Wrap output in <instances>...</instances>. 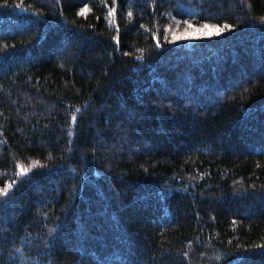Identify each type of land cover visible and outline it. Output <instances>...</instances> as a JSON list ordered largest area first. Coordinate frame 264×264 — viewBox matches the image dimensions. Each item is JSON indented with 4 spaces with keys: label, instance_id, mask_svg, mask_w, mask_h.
I'll return each mask as SVG.
<instances>
[{
    "label": "trees",
    "instance_id": "obj_1",
    "mask_svg": "<svg viewBox=\"0 0 264 264\" xmlns=\"http://www.w3.org/2000/svg\"><path fill=\"white\" fill-rule=\"evenodd\" d=\"M6 184L0 264H264V0H0Z\"/></svg>",
    "mask_w": 264,
    "mask_h": 264
},
{
    "label": "snow or ice",
    "instance_id": "obj_2",
    "mask_svg": "<svg viewBox=\"0 0 264 264\" xmlns=\"http://www.w3.org/2000/svg\"><path fill=\"white\" fill-rule=\"evenodd\" d=\"M88 11H89L88 5L85 4L79 10V14L80 15H86ZM114 11H115V9L113 8L112 10L109 11L108 15L110 17L113 16L114 15ZM112 23L115 24V20H113ZM185 23H189V22L185 21ZM232 27H233V25H231V24H226L223 27H221L219 25H209V24L205 23L202 27L197 28L194 25L189 23V28L185 29V31L182 34L173 33V39L175 40L176 38H178L179 35L203 36V37L211 36L214 33L218 35L221 32H223L225 30V28H229L230 29ZM153 38H155V37H153ZM112 40L118 42V36H112ZM17 168L19 169V174H21V175H23V174L28 172V168L21 167L19 164H17ZM10 187H11V184H6L4 188L0 189V194L6 193L8 191V188H10Z\"/></svg>",
    "mask_w": 264,
    "mask_h": 264
}]
</instances>
